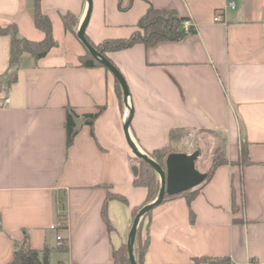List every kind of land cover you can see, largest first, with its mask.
Segmentation results:
<instances>
[{
    "label": "crops",
    "instance_id": "crops-1",
    "mask_svg": "<svg viewBox=\"0 0 264 264\" xmlns=\"http://www.w3.org/2000/svg\"><path fill=\"white\" fill-rule=\"evenodd\" d=\"M91 1L84 34L94 44L128 37L148 4L174 9L191 23L179 41L107 54L128 88V134L136 147L146 154L164 147L174 129L218 131L226 142L228 163L189 202L176 195L152 211L144 264H190L201 256L264 264V0H121L130 3L123 11L118 0ZM32 4L0 0V26L14 23L20 37L42 39ZM41 8L62 28L59 15L72 13L77 31L87 3L42 0ZM54 39L46 56L36 61L24 52L8 70L10 37L0 34V264L12 259L24 234L34 249L61 235L68 249L56 263L113 264L112 248L126 243L131 209L146 196L132 184L136 157L123 131L127 105L109 71L78 65L86 49L72 32ZM66 106L79 117L104 106L93 135L82 122L67 149ZM241 142L246 164L236 163ZM208 167L205 161L200 169ZM59 216L64 229L57 228Z\"/></svg>",
    "mask_w": 264,
    "mask_h": 264
},
{
    "label": "trees",
    "instance_id": "trees-1",
    "mask_svg": "<svg viewBox=\"0 0 264 264\" xmlns=\"http://www.w3.org/2000/svg\"><path fill=\"white\" fill-rule=\"evenodd\" d=\"M42 0H33V22L36 29H38L42 34V39L30 40L18 35L17 26L14 23L7 24L5 26H0V34L9 35L10 37V47H9V57H8V70L15 69L19 66L21 56L24 52L30 54L34 60H39L46 56L49 50L55 46L56 41L53 36V27L51 19L48 15L42 12L41 8ZM130 3L125 6L121 5V0H118L117 7L120 11L128 8ZM60 20L64 30L72 32L76 37V27L78 25V19L69 12L60 14ZM185 18L179 16L174 9L170 8H156L151 4L147 5L144 13L137 19L135 24V30L126 38H114L105 39L98 44L91 42L85 35L86 40L106 59L111 63L112 61L108 57V53L121 50L124 48L131 47L134 44L141 43L146 49L165 41H179L184 37V33L181 27L182 21ZM192 31V29H190ZM113 64V63H112ZM78 65L81 67H103L106 71H109L106 67L98 63L89 53L85 50L83 55L78 56ZM114 65V64H113ZM115 66V65H114ZM116 67V66H115ZM110 72V71H109ZM11 79H7L6 83L9 84ZM115 90L118 97L122 98V90L114 77ZM104 106H97L96 111L92 113H84L80 115L82 122L90 127L91 134L92 126L94 120L102 112ZM74 117H79L73 108L66 106L65 108V148L67 149L73 142L74 136L77 131H74ZM204 132L220 133L218 131L200 129ZM181 130L174 129L169 132L168 138L169 143L176 140V133ZM169 143L157 149H154L151 153L147 154L153 161L158 163L162 168H164V159L171 152H177L171 149ZM228 163L226 157V142L223 137V149L215 150L211 157V162L209 168L205 171V178L201 184L198 186L186 190L177 195H184L189 202L193 196L197 193L199 188L207 182L212 176L214 170L222 165ZM237 164L249 163L247 158L246 145L240 143L239 154L236 160ZM136 173L134 174L132 184L134 186H142L146 189V196L144 201L131 209L132 220L135 218L137 212L146 204L152 202L157 196L159 189V177L156 171L146 162L141 159L136 158ZM176 195H165L163 201L159 204L161 205L165 201L173 198ZM108 197L116 198L119 201L126 203V199L122 195L108 193ZM232 197V209H235V201L233 191L231 192ZM158 205V206H159ZM156 208V207H155ZM154 208V209H155ZM147 211L143 217L140 219L135 238L133 243V254L137 264H144V256L148 247V221L152 211ZM58 220L60 222L58 229L66 228L64 217L59 216ZM14 250L12 254V259L7 264H52L50 262V256L53 252H66L68 247L66 245V240L63 239L62 242L56 241L55 244H45L41 249H34L30 247L28 242L27 234H24L22 239L18 242H14ZM113 264H130L127 252V245L121 244L117 248H112L111 251ZM193 264H232L227 257H193L191 259ZM55 264H62L58 261Z\"/></svg>",
    "mask_w": 264,
    "mask_h": 264
},
{
    "label": "water",
    "instance_id": "water-1",
    "mask_svg": "<svg viewBox=\"0 0 264 264\" xmlns=\"http://www.w3.org/2000/svg\"><path fill=\"white\" fill-rule=\"evenodd\" d=\"M87 11L84 20L80 23L76 31V37L83 45V47L88 51V53L102 66L106 67L110 73L117 79L121 90L124 102L127 105L128 115L124 121L123 131L125 135L126 142L132 152V154L137 158L141 159L147 164H149L158 174L159 177V189L155 199L144 205L136 214L132 221L128 238L126 241L127 252L130 264H137L133 254V243L137 230L138 223L143 215L157 207L164 199L165 195H177L186 190L192 189L199 184H201L205 178V172H202L196 167V160L199 156V151L195 150L191 153L185 152H171L164 159V168H162L158 163L153 161L146 153L141 152L128 134V126L132 117V109L127 103L129 96L128 88L123 76L120 74L118 69L106 59L100 52H98L85 38L84 30L91 11V0H86ZM74 131L80 129L82 120L80 117H74ZM137 169L134 167V173Z\"/></svg>",
    "mask_w": 264,
    "mask_h": 264
},
{
    "label": "rangeland",
    "instance_id": "rangeland-1",
    "mask_svg": "<svg viewBox=\"0 0 264 264\" xmlns=\"http://www.w3.org/2000/svg\"><path fill=\"white\" fill-rule=\"evenodd\" d=\"M54 27V36L62 38L64 30L61 27L60 21L56 16L52 15ZM176 140L169 143L172 150L177 152L191 153L195 150L199 151V156L196 160V167L201 171L200 167L203 162L207 161L210 165L211 157L215 150L223 149L222 133L204 132L201 130H181L176 134ZM209 168V167H208ZM207 170V169H206ZM63 255L60 252H53L50 256V262L55 264ZM190 264H193L192 262ZM205 264V263H202ZM208 264V263H206Z\"/></svg>",
    "mask_w": 264,
    "mask_h": 264
},
{
    "label": "built area",
    "instance_id": "built-area-1",
    "mask_svg": "<svg viewBox=\"0 0 264 264\" xmlns=\"http://www.w3.org/2000/svg\"><path fill=\"white\" fill-rule=\"evenodd\" d=\"M227 5H228V7L231 8V9L234 8V2H233V1H228V2H227ZM213 20H214L215 22L220 21V16H219L218 13L214 16ZM181 27H182L183 33H184L185 35L188 34V33L190 32V28H191V23H190V21H189L188 19H184V20L182 21ZM5 102H7V99H5ZM51 228L53 229V228H55V226H54V225H51ZM55 238H56V241H58V242H62V241H63V238L61 237V235H56ZM251 264H253V263H251Z\"/></svg>",
    "mask_w": 264,
    "mask_h": 264
}]
</instances>
